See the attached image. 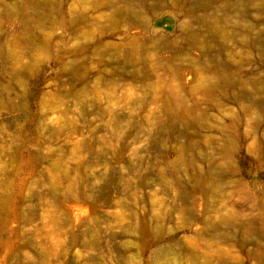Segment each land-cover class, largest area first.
Instances as JSON below:
<instances>
[{
	"label": "rangeland",
	"instance_id": "obj_1",
	"mask_svg": "<svg viewBox=\"0 0 264 264\" xmlns=\"http://www.w3.org/2000/svg\"><path fill=\"white\" fill-rule=\"evenodd\" d=\"M0 264H264V0H0Z\"/></svg>",
	"mask_w": 264,
	"mask_h": 264
}]
</instances>
